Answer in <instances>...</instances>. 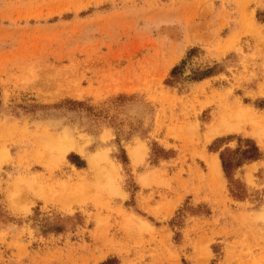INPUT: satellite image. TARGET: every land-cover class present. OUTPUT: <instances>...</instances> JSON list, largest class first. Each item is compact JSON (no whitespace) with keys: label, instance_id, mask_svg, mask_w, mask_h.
I'll use <instances>...</instances> for the list:
<instances>
[{"label":"rangeland","instance_id":"obj_1","mask_svg":"<svg viewBox=\"0 0 264 264\" xmlns=\"http://www.w3.org/2000/svg\"><path fill=\"white\" fill-rule=\"evenodd\" d=\"M235 105L264 0H0V264H264V125L206 138Z\"/></svg>","mask_w":264,"mask_h":264},{"label":"bare ground","instance_id":"obj_2","mask_svg":"<svg viewBox=\"0 0 264 264\" xmlns=\"http://www.w3.org/2000/svg\"><path fill=\"white\" fill-rule=\"evenodd\" d=\"M262 125H264V117L257 115L248 108L235 105V108L228 111L227 113H223L218 121L209 127L208 132L206 133V138L208 139L217 134H222L225 132H239L241 129L246 128L247 126L255 130ZM61 147L65 150L74 148L70 142H65ZM80 148L81 147L78 149ZM210 167L211 172L214 173V176H218L220 174L221 167L218 160L213 159L211 161Z\"/></svg>","mask_w":264,"mask_h":264},{"label":"trees","instance_id":"obj_3","mask_svg":"<svg viewBox=\"0 0 264 264\" xmlns=\"http://www.w3.org/2000/svg\"><path fill=\"white\" fill-rule=\"evenodd\" d=\"M176 70V69H175ZM176 72H173L175 74ZM259 150L256 146L252 147L251 150L246 151L243 153V158L239 160V162L233 164L232 161L226 158V156L223 154L222 155V162H223V167L225 169V172L228 173V171L233 168L234 166H239L242 164L244 160H252V159H257L259 157Z\"/></svg>","mask_w":264,"mask_h":264}]
</instances>
